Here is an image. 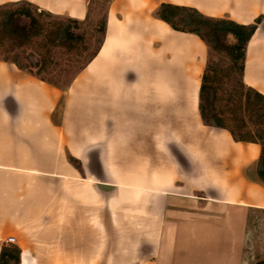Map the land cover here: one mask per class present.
I'll list each match as a JSON object with an SVG mask.
<instances>
[{
    "label": "crops",
    "instance_id": "crops-1",
    "mask_svg": "<svg viewBox=\"0 0 264 264\" xmlns=\"http://www.w3.org/2000/svg\"><path fill=\"white\" fill-rule=\"evenodd\" d=\"M20 1L84 21L92 0L0 6ZM162 4L240 25L264 17V0H111L104 44L68 87L0 61V257L18 247L20 264H247L262 149L203 123L208 46L159 19ZM243 82L264 95V19Z\"/></svg>",
    "mask_w": 264,
    "mask_h": 264
},
{
    "label": "trees",
    "instance_id": "trees-1",
    "mask_svg": "<svg viewBox=\"0 0 264 264\" xmlns=\"http://www.w3.org/2000/svg\"><path fill=\"white\" fill-rule=\"evenodd\" d=\"M100 1L102 0L90 1L88 16L84 21L54 15L27 1L1 5L0 45L9 41L13 51L23 47L28 49L36 44L44 49L42 53L34 49L30 54L25 50L24 54H29L26 65L20 62L19 54L16 58H5L4 61L14 63L22 71L62 88L44 74L48 72L49 64L55 63L58 51L76 54L78 74L98 55L106 37L108 10L100 20H93L92 25L95 27L90 29V33L86 29L89 27L88 21L93 18V6ZM105 2L108 9L111 0ZM157 16L173 30L197 35L208 46V60L199 102L202 121L206 126L229 131L236 142L256 143L261 146L257 177L264 185V95L247 87L243 82L247 46L264 17H259L253 24L240 25L230 20L206 17L194 8L172 4H162ZM236 72L239 73L242 87L247 92H240L238 99H232L234 102L230 101V104L235 103L238 110L251 113L258 122L256 133L236 134L228 126L225 112L218 107L221 85L228 76ZM244 126L243 122L241 128ZM20 262L21 250L18 247H6L2 250L0 264ZM257 264H264V261Z\"/></svg>",
    "mask_w": 264,
    "mask_h": 264
},
{
    "label": "rangeland",
    "instance_id": "rangeland-1",
    "mask_svg": "<svg viewBox=\"0 0 264 264\" xmlns=\"http://www.w3.org/2000/svg\"><path fill=\"white\" fill-rule=\"evenodd\" d=\"M93 10V18L88 21L89 27L87 26L86 29L89 33L90 29L95 27L92 25L93 20H100L108 10L105 0L95 4ZM231 42L234 41L231 40ZM11 47L9 41H5L0 45V61H4L5 58H16L19 54L20 62L26 65L29 62L27 59L29 54L33 53L32 50L37 49L41 53L44 52V49L38 46V44L28 49L23 47L15 49L14 51ZM25 50H28L29 54L27 56L24 54ZM58 52L56 53L55 63L49 64V70L44 76L60 84L63 89L68 87L78 77L79 70L76 66L77 56L75 53H67L63 50ZM224 64L226 63L224 62ZM224 64H222V66H224ZM220 88V101L218 107L225 112L228 126L233 128L236 134L258 132V122L250 115L251 113L246 112L245 110H238L235 103L230 104L232 99H238L240 92H243L244 94L247 92L246 89L242 87L239 73L236 72L228 76ZM243 122L245 126L244 128H241ZM244 261L247 264H257L258 262L264 261V211H254L250 216L247 243L244 250Z\"/></svg>",
    "mask_w": 264,
    "mask_h": 264
},
{
    "label": "built area",
    "instance_id": "built-area-1",
    "mask_svg": "<svg viewBox=\"0 0 264 264\" xmlns=\"http://www.w3.org/2000/svg\"><path fill=\"white\" fill-rule=\"evenodd\" d=\"M9 242H10V243H15V239H14V238H10V239H9Z\"/></svg>",
    "mask_w": 264,
    "mask_h": 264
}]
</instances>
